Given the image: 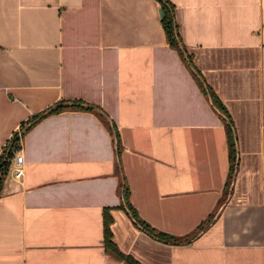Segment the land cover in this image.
Instances as JSON below:
<instances>
[{
    "label": "crops",
    "instance_id": "0c3cea01",
    "mask_svg": "<svg viewBox=\"0 0 264 264\" xmlns=\"http://www.w3.org/2000/svg\"><path fill=\"white\" fill-rule=\"evenodd\" d=\"M169 1L191 64L158 0H0V155L19 137L0 264H125L105 250L107 208L142 264H264V0ZM59 102L102 115L71 107L24 132ZM123 179L139 218L191 240L139 228Z\"/></svg>",
    "mask_w": 264,
    "mask_h": 264
},
{
    "label": "trees",
    "instance_id": "16d2710c",
    "mask_svg": "<svg viewBox=\"0 0 264 264\" xmlns=\"http://www.w3.org/2000/svg\"><path fill=\"white\" fill-rule=\"evenodd\" d=\"M161 3V7L163 10V17H162V23L164 30L167 35L168 42L172 48L177 49L185 58L188 64H191L190 56L187 54L186 49L184 47V44L182 42V39L180 37V34L178 32V25L175 20V7L169 0H158ZM213 101L215 103V106L219 109V111L222 113L224 108H222L221 104L219 102H216V100ZM81 107L85 110H96L98 111L99 115H102V111L99 110V108L83 104L81 102H73V103H66V102H59L50 108H48L46 111L38 114L37 116L33 117L32 120H35L32 124L27 126L24 129V132H27L29 129H31L39 120L42 118L52 115V114H58L61 112L66 111L68 108L71 107ZM224 113V112H223ZM224 116L225 120V127L227 131V139H228V147H229V156L231 161V174H234V171L236 169L235 160H236V142H235V132L233 129V125L230 119V116L228 114H221ZM115 128V127H114ZM116 136L118 138V153H119V134L118 132H115ZM19 147V137L18 134L14 135L13 138L10 141L9 146H7L2 154L0 155V194L3 187L4 180L7 176V173L9 171L10 165L12 163V159L14 157L16 149ZM122 188H123V204L122 207L127 209L128 213L131 215V217L134 219L136 225L141 228L144 232L149 234L150 236L164 242H172V243H179V242H187L190 241L191 238L187 239H178L175 238V236L169 235L166 232L163 231H157L154 227H152L147 221L139 218L136 209L134 208L131 200H130V189L126 183V180L123 179L122 182ZM112 223H113V216L110 213V209H105L104 211V246L107 254L111 255L112 257L123 261L125 264H142L139 260H137L134 256L130 254L124 253L117 243L114 241V235L112 231ZM205 229L204 226L201 227V230ZM197 235V234H196ZM195 235V236H196ZM194 236V237H195ZM193 238V237H192Z\"/></svg>",
    "mask_w": 264,
    "mask_h": 264
},
{
    "label": "built area",
    "instance_id": "2783aa9c",
    "mask_svg": "<svg viewBox=\"0 0 264 264\" xmlns=\"http://www.w3.org/2000/svg\"><path fill=\"white\" fill-rule=\"evenodd\" d=\"M16 175L21 176L23 174V163L25 162L24 160V155L21 152H18L16 154Z\"/></svg>",
    "mask_w": 264,
    "mask_h": 264
},
{
    "label": "water",
    "instance_id": "95a60500",
    "mask_svg": "<svg viewBox=\"0 0 264 264\" xmlns=\"http://www.w3.org/2000/svg\"><path fill=\"white\" fill-rule=\"evenodd\" d=\"M123 196H124V194H123Z\"/></svg>",
    "mask_w": 264,
    "mask_h": 264
}]
</instances>
